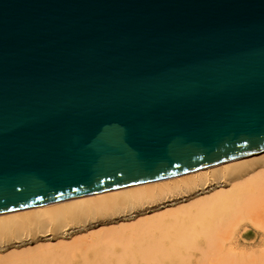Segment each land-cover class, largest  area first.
<instances>
[{
  "label": "water",
  "instance_id": "1",
  "mask_svg": "<svg viewBox=\"0 0 264 264\" xmlns=\"http://www.w3.org/2000/svg\"><path fill=\"white\" fill-rule=\"evenodd\" d=\"M264 150V0H0V212Z\"/></svg>",
  "mask_w": 264,
  "mask_h": 264
},
{
  "label": "bare ground",
  "instance_id": "2",
  "mask_svg": "<svg viewBox=\"0 0 264 264\" xmlns=\"http://www.w3.org/2000/svg\"><path fill=\"white\" fill-rule=\"evenodd\" d=\"M248 223L264 236V150L0 212V264H241Z\"/></svg>",
  "mask_w": 264,
  "mask_h": 264
},
{
  "label": "rangeland",
  "instance_id": "3",
  "mask_svg": "<svg viewBox=\"0 0 264 264\" xmlns=\"http://www.w3.org/2000/svg\"><path fill=\"white\" fill-rule=\"evenodd\" d=\"M88 220L91 218L87 217ZM97 218V217H96ZM95 217L91 218L90 220L92 221L93 219L95 220L96 219ZM85 220V219H84ZM83 220V221H84ZM88 220L86 219L85 221L88 222ZM83 221H80V222H83ZM84 223H87L85 222ZM241 229V228H240ZM244 229V228H243ZM241 229V231L243 230ZM245 229L248 230V234L247 237H240V239L237 240V243H236V247H237V250H235L236 252L233 254V256H231L233 259L236 260L237 258V262L239 263L238 260H242L244 262H242V260L240 261L241 264L242 263H249L252 259V263L255 262L257 264H259L257 258H259V260H261L260 258H262L264 260V236H261L259 233H256V232H253L251 229H257V226L253 225V224H250L248 223L247 225H245ZM9 237H12L11 234H7V235H4L0 238H4V240L7 241V239H9V242L10 243H16L14 242L15 238L13 239H10ZM12 245H10L9 247H11ZM19 250V249H18ZM195 255H193L191 258L192 260L194 261H191L192 263L191 264H197V257H198V252L194 253ZM197 255V256H196ZM195 256V257H194ZM239 256V257H238ZM230 257V256H229ZM230 257V259H231ZM236 257V258H235ZM190 258V260H191ZM248 258H251L249 259L250 261L248 262ZM231 259V260H233ZM247 261H245V260ZM255 261H254V260ZM262 262V260L260 261V263ZM240 264V263H239ZM261 264H264V261L263 263Z\"/></svg>",
  "mask_w": 264,
  "mask_h": 264
}]
</instances>
